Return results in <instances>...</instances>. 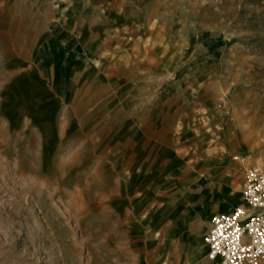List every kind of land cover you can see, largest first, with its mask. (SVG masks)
<instances>
[{
    "label": "rangeland",
    "instance_id": "374dc122",
    "mask_svg": "<svg viewBox=\"0 0 264 264\" xmlns=\"http://www.w3.org/2000/svg\"><path fill=\"white\" fill-rule=\"evenodd\" d=\"M216 167L264 172V0H0V264H212Z\"/></svg>",
    "mask_w": 264,
    "mask_h": 264
},
{
    "label": "built area",
    "instance_id": "2783aa9c",
    "mask_svg": "<svg viewBox=\"0 0 264 264\" xmlns=\"http://www.w3.org/2000/svg\"><path fill=\"white\" fill-rule=\"evenodd\" d=\"M242 203L214 213L203 236L206 257L217 264L264 263V172L250 169Z\"/></svg>",
    "mask_w": 264,
    "mask_h": 264
},
{
    "label": "crops",
    "instance_id": "0c3cea01",
    "mask_svg": "<svg viewBox=\"0 0 264 264\" xmlns=\"http://www.w3.org/2000/svg\"><path fill=\"white\" fill-rule=\"evenodd\" d=\"M219 170L221 171V168L219 167L213 169L212 176H205L202 174L197 179L201 180V183L199 184L197 191L194 193L204 200L202 204L197 205L200 206L201 209L199 212L205 217L204 222L208 225L206 232L210 227V218L214 213L229 211L234 206L242 203V190L234 191L226 176L223 173H217ZM206 225L202 227V230H205ZM206 260L208 263L217 264L215 261H209L207 257Z\"/></svg>",
    "mask_w": 264,
    "mask_h": 264
},
{
    "label": "bare ground",
    "instance_id": "6f19581e",
    "mask_svg": "<svg viewBox=\"0 0 264 264\" xmlns=\"http://www.w3.org/2000/svg\"><path fill=\"white\" fill-rule=\"evenodd\" d=\"M207 247V246H206Z\"/></svg>",
    "mask_w": 264,
    "mask_h": 264
}]
</instances>
